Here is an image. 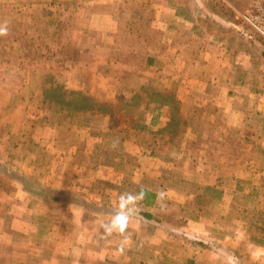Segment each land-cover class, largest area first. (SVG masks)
Here are the masks:
<instances>
[{
  "label": "crops",
  "instance_id": "1",
  "mask_svg": "<svg viewBox=\"0 0 264 264\" xmlns=\"http://www.w3.org/2000/svg\"><path fill=\"white\" fill-rule=\"evenodd\" d=\"M248 1L0 0V264H264Z\"/></svg>",
  "mask_w": 264,
  "mask_h": 264
},
{
  "label": "rangeland",
  "instance_id": "2",
  "mask_svg": "<svg viewBox=\"0 0 264 264\" xmlns=\"http://www.w3.org/2000/svg\"><path fill=\"white\" fill-rule=\"evenodd\" d=\"M251 0H249L247 3H249ZM237 20L239 21L240 19L237 18ZM241 21V20H240ZM250 34V38H252V40H255V41H258L257 43L261 44L262 47L261 50L264 48V40H261L258 36H256V34H254L251 30H247ZM252 33V34H251ZM260 46V45H259ZM260 50V51H261ZM264 50V49H263ZM257 52H259V49L257 50ZM264 55V54H263ZM259 64H261L260 60H258ZM255 72L256 73H259L260 72V67L259 65H257V68L255 69ZM264 78V77H263ZM262 78V79H263ZM8 82L10 83H14V82H17L19 81L18 78H6ZM46 84H47V87L50 86L52 84V80L51 79H47L46 80ZM33 85V84H32ZM33 94L34 93H31L30 94V97H29V100L32 101L33 99ZM9 95H10V92H6L5 90H2L0 91V101H2L3 99H8L9 98ZM12 95V94H11ZM20 94H16L14 95V97H18L16 98L17 100H21L19 98H23V96H20ZM46 96H48V94L46 93ZM53 96V94H51V97ZM14 109V108H13ZM11 109V110H7L4 108V106L2 107L1 109V103H0V161H4L6 160L7 156L10 157V160L14 163V164H18V158H19V151H16L15 153H13L12 151H15V147H8L7 146V142L6 140H8V135L11 134L12 137L19 134V132L21 131L20 127L16 126L14 127L13 124L18 120V117L21 115V108H17L16 110L14 109ZM33 111V110H31ZM48 114L53 116L52 112L53 110H48ZM9 122H12V123H9ZM13 128V129H12ZM9 129H12V130H9ZM8 134V135H7ZM11 140V138H10ZM11 143V141H10ZM18 150V149H16ZM3 185L5 184V182L3 181L2 182Z\"/></svg>",
  "mask_w": 264,
  "mask_h": 264
},
{
  "label": "built area",
  "instance_id": "3",
  "mask_svg": "<svg viewBox=\"0 0 264 264\" xmlns=\"http://www.w3.org/2000/svg\"><path fill=\"white\" fill-rule=\"evenodd\" d=\"M238 18L264 40V0H251Z\"/></svg>",
  "mask_w": 264,
  "mask_h": 264
},
{
  "label": "trees",
  "instance_id": "4",
  "mask_svg": "<svg viewBox=\"0 0 264 264\" xmlns=\"http://www.w3.org/2000/svg\"><path fill=\"white\" fill-rule=\"evenodd\" d=\"M6 158V160L0 161V189L3 188L2 182H5L9 178V176L11 178V174L9 172V165L11 164V160L9 156H7Z\"/></svg>",
  "mask_w": 264,
  "mask_h": 264
},
{
  "label": "clouds",
  "instance_id": "5",
  "mask_svg": "<svg viewBox=\"0 0 264 264\" xmlns=\"http://www.w3.org/2000/svg\"><path fill=\"white\" fill-rule=\"evenodd\" d=\"M7 30L5 28H0V35H6Z\"/></svg>",
  "mask_w": 264,
  "mask_h": 264
}]
</instances>
